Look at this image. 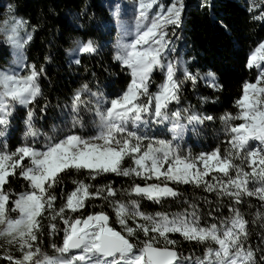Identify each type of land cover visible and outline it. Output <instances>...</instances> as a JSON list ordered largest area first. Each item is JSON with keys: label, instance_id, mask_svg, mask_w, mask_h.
<instances>
[{"label": "snow or ice", "instance_id": "1", "mask_svg": "<svg viewBox=\"0 0 264 264\" xmlns=\"http://www.w3.org/2000/svg\"><path fill=\"white\" fill-rule=\"evenodd\" d=\"M201 7L211 8L209 0H202ZM184 9V0H172L167 5L159 0H138L135 34L129 33L130 39L117 44L114 57L130 74L127 88L110 98L89 92L85 84L72 99L73 113H78L82 104L94 112L95 135L86 138L69 132L60 139L45 136L41 150L28 143L29 137L35 140L41 135L34 127V111L29 109L25 119V143L14 151L8 150L7 144L0 146V237H7L10 245H18L21 253L20 258L8 255L6 259L10 264H257L256 251L261 252L259 264H264V248L258 246L254 250L247 243V221L238 208L229 206L231 215L219 225L201 226L195 205H190L191 212L149 214L141 211L139 200L131 199L132 196L143 197L161 203L178 196L170 184L182 183L202 186L218 197L228 196L236 205L242 203L245 195H255L264 201V41L247 57L246 67L255 66L259 72L255 82L244 83L242 95L236 101L238 113L221 117L226 125L225 136L230 137L227 140L230 147L224 149L223 154L216 148L192 157L183 155L179 145L173 143L182 138L184 126L179 123L182 118L193 125L214 119L189 114V109L169 111L172 102L179 103L184 82L191 81L195 87L199 80L206 79L210 87L217 86L212 71L201 76L199 71L193 73L186 62L167 59L175 49L171 47L166 28L181 26ZM7 10L12 13L13 5H8ZM262 18L264 16L254 17ZM12 25L6 31L11 32L7 44L15 52V67L0 69V126L4 127L10 124L17 105L28 108L42 94L38 78L43 68L38 72L35 65H27L23 57V49L32 40V34L20 35L25 27L22 18L13 19ZM74 43L76 47L70 51L76 57L95 54L98 50L91 38ZM75 62L80 63L79 58H75ZM21 66L26 74L20 73ZM155 69L160 70L163 79L157 91L152 92L150 83ZM178 74H182L183 79ZM85 92L95 98L94 104L82 99ZM165 121L172 124L169 129L173 133L172 140L156 139L142 131L151 124ZM71 123L73 128L77 124L84 127V122L76 116ZM3 135L0 131V136ZM125 158L132 160L131 167L122 166ZM69 169L88 170L92 180L112 173L138 177L145 183L143 186L134 183L127 190L130 198L120 201L111 184L93 192V186L85 181H73L74 190L66 194L65 202L56 210L57 196L53 190L60 173ZM17 170L28 181L30 190L19 194L5 191L9 177ZM256 184L259 186L250 187ZM13 196L15 199H11ZM90 198H103L111 203L119 230L104 211L86 217L66 216V210L75 213L84 208ZM9 209L18 215L10 216ZM46 211L52 234L57 231V220L63 226V242L52 244L53 255L43 253L39 247L43 231L41 219ZM173 233L180 234L186 241H211L216 247L206 248L203 258L193 259L177 250V242L170 238Z\"/></svg>", "mask_w": 264, "mask_h": 264}, {"label": "rangeland", "instance_id": "2", "mask_svg": "<svg viewBox=\"0 0 264 264\" xmlns=\"http://www.w3.org/2000/svg\"><path fill=\"white\" fill-rule=\"evenodd\" d=\"M187 0H184V4H186ZM212 1V0H211ZM234 1V0H232ZM101 8L107 9L109 12L108 14L111 16L108 21L103 20V15L101 17L99 14L96 16V29L103 30L109 24H113V34L112 38H99L101 36L99 35H91L86 37H76L72 43L70 44L68 51H66L65 61L63 62H55L52 66L50 63L47 62V60L43 59L42 62L35 61L31 55L28 57V50L31 48V44L33 42V32L32 27L28 23V21L21 16H18L14 13L8 12V5L11 4L10 0H0V69L8 68L9 66L15 67L14 61L16 59V55L14 50L7 44V38L9 35H11L10 31H6L8 29H11L12 21L13 19H23L25 22V27L21 29L20 35L24 36L25 32H30L32 34V40L26 44L25 48L23 49V57L24 62L31 66L35 65L37 71L41 68H43V71L40 72L38 82L41 87L42 94L38 96L35 101L28 106V108H25L23 106H16V109L14 111L13 116L10 118V124L7 127L0 126V131L4 132L3 136H0V146L7 144L8 150L14 151L16 147L21 146L25 143L24 140V133L26 131V125H25V119L27 117V112L29 109L34 111V127L39 130L41 133L40 136L36 137L35 140L33 138H28V143L34 144L36 147L43 150V146L45 144V136L48 137H56L57 139L63 138V136L69 132L77 135H81L84 137H88L90 135H95V125L93 123L94 119V112L88 111L86 104H82L80 106V111L78 113L72 112V99L74 94L81 89V87L85 84L89 86V92H96L99 94H102L103 96L115 98L116 96L120 95L126 88L128 83L130 82V74L127 69L123 68L121 64L115 60V55L117 51V44L126 39H130L131 36L129 35L135 34L136 31V5L138 3V0H100ZM172 0H159V3H163L165 5L171 3ZM242 4H246V11L249 17V26H254V29H257L259 32L256 34V37L249 41V43L246 45L244 54H243V68L245 71V74L241 75V79L239 81L238 85V92L233 97V100L230 103V106L223 107L219 109L218 113L214 114L211 113L210 110L206 107L203 109L199 107L198 111L193 110L195 102H192L193 100L198 102V100L202 103L205 102V105H212L213 107H219L221 103L222 97H218V94H220V91L223 90L222 82L219 78L217 70L213 69L212 67H200V62L197 60H190V62H186V66L190 68V70L197 71L195 69L196 66H198L199 73L203 72L204 69L207 71H212L216 76V84L217 89L213 92L212 95H215L216 97H206L205 100H200L201 91L203 87L208 85L207 80L201 79L196 84L198 86V93L196 91V86H191L189 93V96H186L183 89L187 83L192 84L191 81H185L184 84L181 87L179 96L180 100L179 103H176L175 101L172 102L169 106V111H177V110H183V109H189V114L196 113L200 116H212L214 119L212 120H204L203 123L198 124H190L186 118H182L179 123H181L184 128L181 132L182 138H177L173 141L174 144H178L182 154L187 156L191 154L192 157L198 156L201 152H210L213 149L220 148L221 153L223 154L224 149L229 148L230 145H228L227 140L230 139V137H226L224 133L225 129V123L221 120V117L225 116L226 114L236 115L239 111V109L236 106V101L239 99V97L242 95V88L245 82H255L256 76L258 75L257 72H259V69H257L255 66L251 69L246 67L247 63V57L251 53L252 50L255 49V47L261 42L264 41V18L262 19H254L255 16H264V0H240ZM202 0H198V6L201 5ZM119 6V8H117ZM189 7L188 5H185V8ZM251 9V11H250ZM185 11V9H184ZM104 13V12H103ZM105 15V14H104ZM105 17V16H104ZM185 17V13H182V21ZM83 19L86 20L85 24L83 22ZM144 23H148V21H145ZM80 28L78 31L87 32L89 28L86 26L88 25L86 18L79 19L78 22ZM182 26V23H181ZM178 27V28H181ZM256 26V27H255ZM174 28L172 26H169L166 28V32L168 35V39L171 41V47H173L175 50H177L178 43L180 44L181 52L178 54H175V51L171 52L168 56V60H173L175 58L183 60V53L189 52V54H192V48L189 40L184 41H177V38L173 36H169L170 32L174 31L171 29H178ZM183 28V27H182ZM251 30V32L253 31ZM184 32V31H183ZM185 34V32H184ZM185 37H187L185 35ZM26 38V37H25ZM88 38H91L95 43L97 44L98 50L95 54H85L80 57H76L75 53H71V49L75 48V41L80 40H87ZM237 45V42L235 43ZM179 48V49H180ZM104 51H108L109 54L112 56V64L109 68H114L116 70L122 69L126 73V78H124L123 82L120 83H114L113 80H107L109 83H107L106 80L108 77L105 76L106 73L101 71H93L91 70V65H95L94 62L98 61L101 57V53ZM188 54V55H189ZM187 57V55H185ZM75 58H79L80 63L75 62ZM185 59V57H184ZM91 60V61H90ZM61 61V60H60ZM115 66V67H114ZM53 70L57 72L60 76L69 78L65 80L66 82L64 85L62 83V86H60V92L59 96L56 97H68L65 100L56 101L55 105L50 107V111L42 110L41 102L43 101L44 97H49V87L46 84L48 79L50 80L49 73ZM88 67V68H87ZM90 68V70H89ZM156 70V71H155ZM152 77H151V83H150V91L155 92L157 91V88L159 84L162 82L163 74H161L159 69H155ZM21 74H26L24 68L21 66L19 69ZM194 72V73H195ZM156 75L160 76L161 78L159 80H156ZM180 79H183L182 74H178ZM251 76V77H250ZM111 77V76H109ZM73 78V79H72ZM64 79V78H63ZM100 79H103L104 81H101ZM110 79V78H108ZM54 85V84H51ZM50 85V87H51ZM89 92H85L82 94V99L84 101H95L94 97H91ZM207 91H205L206 94ZM217 94V95H216ZM206 96V95H205ZM186 97H190L188 100L183 101L182 99ZM193 99V100H192ZM190 102V103H189ZM207 102V103H206ZM73 116H76L78 119H81L84 122V127L81 128L79 124L76 125L75 128L72 127V119ZM189 123V125H188ZM233 124L239 123V121H232ZM172 128V124L165 121L160 124H151L147 129H142V131H146L149 136L155 137L156 139H167L172 140L173 139V133L169 130ZM26 165L28 164V161L26 160L24 162ZM122 166L127 168L132 166V160L129 158H125V160L122 162ZM249 170L250 169H247ZM113 175L115 177H123V176H117L112 173H106ZM234 175V172L232 173ZM104 175V174H101ZM213 175H222L218 173H213ZM13 176L9 177L8 183L5 185V191L10 193L19 194L22 192H25L26 190H30L28 187V181H26L23 177L19 175V171L17 170L16 174L14 175L15 179L20 183V187L15 189L14 191L9 189V186L12 187L11 178ZM129 181V184L126 186V191H120L117 192L116 199L120 201H127L130 197L128 194V189L133 185L131 183L140 184L141 186L144 185L145 181L138 177H123ZM206 179H211V177H207ZM73 181H85L86 183L92 185V191L94 192L96 190L94 180L89 178L88 170H80L77 171L75 169H69L66 172L60 173L59 179L57 181V184L54 188V193L57 196V200L54 202V208L56 210H59V208L62 206V204L66 200V194L73 191L75 188V185ZM149 183L155 182V181H148ZM177 185H183L181 184H170V187H175ZM192 186V188L197 189L198 191H203L207 194H211L214 196V198L218 197L215 193H210L204 190V188L196 187L193 184H188ZM259 185H250V187H258ZM222 198V200L227 201V205L225 208V211L221 214H216L215 212L211 211L210 208L203 207L199 204L197 199H190L186 197H175V198H166L161 203H155L153 201H150L143 197H135L132 196L131 199H137L140 203V209L141 211L149 214H154L156 212H166L169 214H175L179 212H184L187 210L188 212L192 211V208L190 205H195V210L198 216L201 217V226L210 225L211 223H217L219 225L220 221L224 218L229 217L231 214L229 213V206H232L234 208H238L240 211V214L243 216V218L247 221V232H248V241L247 243L251 245V247L255 250L259 246L260 248H264V208H259L257 206V203H264V201L260 200L258 196H252L249 197L247 195L242 197V203L239 205L234 204L233 200L230 199L228 196H222L218 197ZM11 199H15V196H13ZM100 201H103L101 198H90L85 202L86 203H99ZM107 203L108 208L107 209H92L90 212H87V209L84 207L80 210H78L75 213H72L70 211L66 210V216L68 217H86L89 214H93L95 212L104 211L108 213L113 222V226L116 227L118 230L120 228L119 224L115 223V214L113 212L112 205L109 201L105 200ZM104 202V201H103ZM9 215L12 217H15L18 215V213L11 212V209H9ZM49 214L46 211L44 214V217L41 219V224L43 225V231L40 233V243L39 247L41 248L43 253H47L48 255H53L54 250L52 248V244L61 245L63 242V226L62 222L60 220L56 221L57 231L55 234H52L48 228L49 225ZM131 224V220L129 221ZM259 230L260 235L254 236V231ZM177 235V237L180 238L181 241H186L184 238L178 234L173 233L170 234V238L174 239V236ZM139 238L142 240L144 239L143 234L140 233ZM8 238L7 237H0V264H10L9 260L6 259L8 255L13 256L14 258H20L21 253L19 251L18 245H10L8 244ZM133 242L135 243L136 240L134 239ZM196 242V241H194ZM197 245H199L197 250H192L190 253L185 252L183 253L184 256L191 255L193 259L196 257L203 258L205 249L208 247H216L211 241L206 243H199L196 242ZM199 248V250H198ZM179 252L182 253V247L177 249ZM257 264H259V258L261 255L260 251H256L255 253Z\"/></svg>", "mask_w": 264, "mask_h": 264}, {"label": "trees", "instance_id": "3", "mask_svg": "<svg viewBox=\"0 0 264 264\" xmlns=\"http://www.w3.org/2000/svg\"><path fill=\"white\" fill-rule=\"evenodd\" d=\"M10 1L11 5L14 7V13L26 19L32 27L34 39L27 53L28 57L31 55L35 61L42 62L43 59H45L51 66L55 62L65 61L66 51L70 49L69 46L76 37L99 35L101 36L99 38H112V23L103 30L98 31V29H96L97 24L95 20L97 14H99L100 17L103 15V20L106 21L111 18L108 14L109 11L101 8L100 0ZM209 2L211 8H202L201 5L198 6V0H187L185 5L189 7L185 8V17L182 21V26L177 30L171 29L174 31L170 32L169 36H173V38L176 37L177 41L188 39L192 45V54L184 52L182 54V61L190 62V60H197L200 62V67L208 66L217 70L223 87V90L218 94V97H222L219 107L205 105V102L202 103L199 100L196 102L192 99V102L196 103L192 105L194 112L198 111L199 107L202 108L203 105V109L207 107L211 113L216 114L219 109L230 106L233 97L238 92L241 75L245 74L243 68L245 47L249 41H252L256 37L259 31L257 29L253 30L254 26H249L250 16L246 11L247 6L245 3L242 4L240 0H209ZM82 17L87 19L88 25L86 27L89 28L87 32L78 31L80 28L78 22ZM83 22L85 24L86 20L83 19ZM251 30L253 31L251 32ZM185 35L187 37H185ZM236 42L237 45L235 44ZM179 48L180 44L178 43L175 54L181 52L182 48ZM185 55H187V57ZM173 60H175V58H173ZM94 64L95 65H91V70H102V72L106 73L103 77L110 78L104 79L106 81L113 80V82L117 84L123 82L124 78H126V73L122 69L116 70L113 67L109 68L113 64L112 56L108 51L102 52L100 59L95 61ZM195 69L198 71V66H196ZM194 72L195 71H193V73ZM207 72L208 71L204 69L200 75L204 76ZM49 77L50 80L48 79L46 82L49 87V97H44L41 102L42 110L45 111H50V107L55 105L56 101L68 98L56 96H59L62 83L64 85L66 83L64 81L69 78L60 76L53 70V67L52 71L49 73ZM160 78V76L156 75V80ZM100 80L104 81L103 79ZM107 83L109 82L107 81ZM191 86H193V84L187 83L183 88L185 89L184 93L186 96H189ZM195 88L198 93V86L196 85ZM201 89L200 97L202 98H200V100H205L206 97L210 96L216 97L212 94L217 87L205 86ZM205 91H207L206 94H203ZM189 98L190 97H188V99ZM188 99L184 97L182 100L186 101ZM10 183L12 187L9 186V189L13 191L20 187V183L14 176L11 178ZM94 183L96 188L111 184L115 187L117 192L120 193V191H126V186L129 184V181L123 177L104 174L97 176ZM132 184L134 183H131V185ZM174 189L179 197L195 198L201 206L210 208V210L216 214H221L225 211L227 201L222 200V198H214L213 195L198 191L188 184L177 185ZM104 195L106 196L107 193ZM101 199L104 202L86 203L85 208L87 212H90L92 209H107L108 206L105 199ZM257 206L259 208H264V203H257ZM259 235L260 231L255 230L254 236L258 237ZM174 240L177 242V249L182 247V253H190L192 250H197L196 247L199 246L194 241H181L177 235L174 236Z\"/></svg>", "mask_w": 264, "mask_h": 264}, {"label": "bare ground", "instance_id": "4", "mask_svg": "<svg viewBox=\"0 0 264 264\" xmlns=\"http://www.w3.org/2000/svg\"><path fill=\"white\" fill-rule=\"evenodd\" d=\"M188 125H189V123H188Z\"/></svg>", "mask_w": 264, "mask_h": 264}]
</instances>
